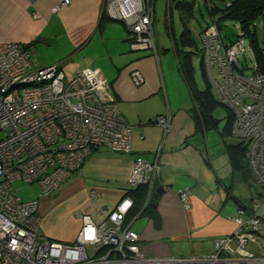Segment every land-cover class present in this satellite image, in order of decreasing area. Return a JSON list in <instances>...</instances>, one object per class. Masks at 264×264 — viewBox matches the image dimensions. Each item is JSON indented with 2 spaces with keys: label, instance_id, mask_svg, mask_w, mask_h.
I'll return each mask as SVG.
<instances>
[{
  "label": "built area",
  "instance_id": "built-area-1",
  "mask_svg": "<svg viewBox=\"0 0 264 264\" xmlns=\"http://www.w3.org/2000/svg\"><path fill=\"white\" fill-rule=\"evenodd\" d=\"M33 3L36 0H26ZM71 0L53 6L56 12ZM104 14L124 24L133 50H154L155 0H103ZM227 5L229 3L227 2ZM208 6L211 3L208 2ZM235 39H225L215 18L199 34L204 71L218 103L230 110V135L245 146L244 157L254 183L264 192V74L257 71L253 50L236 23ZM246 58L251 65L243 64ZM135 85L144 82L134 71ZM106 80L99 68L87 67L68 77L60 64L37 66L30 51L16 42H0V264H156L164 260L140 250L139 234L125 217L132 207L122 197L100 222L78 210L81 226L75 239L62 242L41 234L39 198L59 188L80 169L98 146L128 153L131 126L118 103L105 100ZM151 122L163 134L171 129L169 113ZM159 176L157 162L131 161L126 183L145 186L150 195ZM16 182L37 183L38 196L22 200ZM190 189L178 191L189 207ZM90 199L95 194L90 192ZM259 197L248 213L238 210L235 228L213 243L205 257L170 258L167 264H220L230 257L258 260L248 249L264 237V212H257ZM234 260V259H233Z\"/></svg>",
  "mask_w": 264,
  "mask_h": 264
},
{
  "label": "crops",
  "instance_id": "crops-1",
  "mask_svg": "<svg viewBox=\"0 0 264 264\" xmlns=\"http://www.w3.org/2000/svg\"><path fill=\"white\" fill-rule=\"evenodd\" d=\"M61 1L0 0V42L18 43L30 51V57L34 56L40 62L34 64L42 67L49 64L41 59L40 45L52 41L62 54H67L65 59H53L64 72L66 66L99 68L106 80L102 98L116 101L131 126V150L120 153L103 146L93 148L80 169L59 186L81 190V198L66 205L59 215L53 213L54 202L44 199L45 196L39 201L41 234L53 240L71 242L81 226V219L71 216L73 210L80 208L98 223L124 196L132 199L133 207L134 200L129 192L137 187L128 186L126 180L131 161L140 157L158 163L156 185L162 190L153 197L150 205H146L147 195L144 205L132 219L131 228L140 236V250L164 260L156 264H167L165 261L170 258H200L211 254L214 241L234 230L238 210L249 208L255 194H260L249 189L253 183V180L249 181L252 179L249 168L234 169L230 163L226 148L231 144L228 140L231 135L224 130L228 112L219 130V143L222 142L225 149L222 152L217 148L210 149L207 130L218 128V119L211 113L215 123L206 126L196 109L192 86L180 68L175 49L179 34L170 35L173 54L167 53L170 48L159 45L157 37L154 50H133L124 24L121 22L123 25H120L104 14L103 0H71L56 12L52 11ZM166 8L170 14L169 0H166ZM168 27L172 29L170 24ZM222 36L233 39L225 34ZM194 39L196 46L185 50L192 52L194 90L201 91L208 81L203 51ZM196 55L203 88L199 87L195 77L193 60ZM134 71L143 76L142 84L133 83L131 75ZM65 74L70 77L74 72ZM166 113L171 114L172 124L164 135L151 120ZM221 155L226 157L227 163L223 164ZM235 182H241L243 189L233 190ZM185 187L190 189L188 208L178 195ZM90 192L95 194L94 199H90ZM261 205L257 212H264L260 210ZM248 249L258 260L232 256L229 258L232 260L220 264H264V237L257 244L249 243Z\"/></svg>",
  "mask_w": 264,
  "mask_h": 264
},
{
  "label": "rangeland",
  "instance_id": "rangeland-1",
  "mask_svg": "<svg viewBox=\"0 0 264 264\" xmlns=\"http://www.w3.org/2000/svg\"><path fill=\"white\" fill-rule=\"evenodd\" d=\"M183 1L193 3V6H192L193 15L192 17L188 18V27L193 32V35L196 38V41L200 46V38H199V35L197 34V30L200 29L201 26H204L206 23H209V22L211 23V18L208 15L207 7H206L207 0H183ZM169 2L171 6L170 14H168L167 12L166 0H155V6H154L153 27L155 31V36L157 37L159 45L163 44L162 46L165 48H170V40H171L170 35L175 36L179 34L181 27H182V23H183L182 20L186 18V13H181L179 9L175 7L174 5L175 0H169ZM210 2L219 8H222L224 5V0H210ZM117 23L120 25H123L119 21H117ZM168 23L170 24V27L172 29H169ZM219 27L223 35L225 34L226 36H230L233 39L236 38V35H237L236 22H234L233 20L224 18L220 21ZM255 30H256L258 42L260 46H262L263 52H264V17L260 18L259 20L255 22ZM251 49H252V46H251ZM167 53L173 54V51L171 50V48L169 49V51H167ZM39 54L41 55V59L48 61L47 64L49 65L55 64L54 62H56L57 60H53L54 58L58 59L57 57H64L63 59H65L67 57V54L66 53L62 54L60 50L56 48V46L53 44L52 41H49L47 45L41 44ZM198 55L200 54L198 53ZM198 55H196L193 60V64L196 67L195 77H196L197 82L199 83V87H202V86L204 87V82L201 76V69L199 66ZM30 58L33 63H40L34 56H31ZM253 60L255 61L254 52H253ZM242 62L244 65L245 64L251 65V62L249 61L248 58H246L245 61L243 58ZM64 70L67 74H71V73L73 74V72L75 73L79 69L66 66ZM210 111H211L210 113H212L213 116L216 119H218V128H216L217 130L213 128L207 130V133H209L208 134V146L210 149L217 148L216 150L220 149L222 152L225 148L222 142L219 143V141L221 140V136L219 135V130H221L225 122V116L227 115V112L228 114H231V112L225 106L221 105L220 103H216V102H215L214 107L212 104ZM212 138L214 139L212 140ZM228 140L230 141V143L239 142L237 138L231 137V136L228 138ZM220 159L221 161H223V164L227 163L226 157H224V155H221ZM251 180H253V178L249 179L250 182ZM252 182H253L252 185H249L250 187L249 189H251L252 192L254 193L259 192L261 194L260 195L257 193L255 194V197H259L260 202H262L260 210L264 211V192L259 186H257L254 183V181ZM14 187L17 189V193L22 200H30V199L36 198L41 190L37 183L26 185L21 182H16L14 184ZM235 188L241 190L243 189V185L241 184V182H235L233 190H235ZM82 195L83 193L81 192V190H77V189L69 190V189H66V187H62V188L52 191L51 193L46 195L44 199H49L50 201L54 202L53 204L55 205V209L53 213L54 214L56 213L57 215H59L60 213L64 211V207L66 205L69 206V204L73 203V201L75 200L77 201L79 198H81ZM55 197H56V201H55ZM42 198L43 197L39 198V201L44 200ZM78 210L81 211L80 208L73 210L71 212V216H73L74 218L78 217V214H79Z\"/></svg>",
  "mask_w": 264,
  "mask_h": 264
},
{
  "label": "trees",
  "instance_id": "trees-1",
  "mask_svg": "<svg viewBox=\"0 0 264 264\" xmlns=\"http://www.w3.org/2000/svg\"><path fill=\"white\" fill-rule=\"evenodd\" d=\"M208 2L206 1L207 12L210 18H215L217 25L219 27V23L222 19H231L236 23H239L240 28L244 31L247 40L249 41L250 45L252 46V50L255 54V62L257 71L264 74V52L262 46H260L257 34L255 30V22L260 18L264 17V0H224V5L222 8L217 7L213 3L211 6H208ZM227 2L229 5H227ZM175 7L179 9L181 13H186V18L183 19L182 27L178 38L175 40L176 44V51L178 52L180 68L186 78L188 79L190 85L192 86L193 90V98L195 101L196 109L201 114L202 118L205 120V125H214L215 120L210 113L211 107L215 105L217 100L215 99L213 92L210 90V84L207 82V86L205 89L201 91L194 90L193 81H192V64H191V50H185L186 47H195L196 42L193 36L191 29L188 27V18L192 17L193 15V3L187 2L183 0H175ZM154 21V19H153ZM210 23V22H209ZM206 23L204 26H201L199 29V34L209 25ZM153 25V24H152ZM154 29V27H153ZM220 29V27H219ZM221 30V29H220ZM155 33V31H154ZM198 34V35H199ZM156 38V36H155ZM201 47V41H200ZM202 51V47H201ZM203 55V54H202ZM212 89V88H211ZM195 109V107H194ZM232 122L231 114H228V121H227V129L224 128L228 133L230 132V126ZM227 152L230 159V163L232 168L236 169H248L247 161L244 157L245 146L242 142H238L236 144H227ZM161 186L156 185L153 187L150 195L148 194V189L145 186H139L135 190H131L129 193L134 200L133 207L129 210L125 217V221L128 222L132 220L134 217L137 216L138 212L140 211L141 207L144 205L143 203L147 199L148 195V202L146 205H150L151 200L153 197H156L157 193L161 192ZM146 209V207H145ZM143 209V211H145ZM251 209V205L249 208L245 209L249 212ZM142 211V213H143Z\"/></svg>",
  "mask_w": 264,
  "mask_h": 264
}]
</instances>
